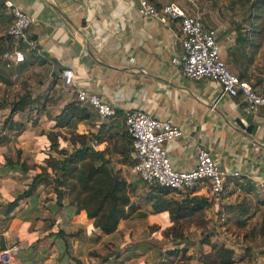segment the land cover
<instances>
[{
	"label": "crops",
	"instance_id": "1",
	"mask_svg": "<svg viewBox=\"0 0 264 264\" xmlns=\"http://www.w3.org/2000/svg\"><path fill=\"white\" fill-rule=\"evenodd\" d=\"M4 1L0 54L13 45L5 34L10 16ZM10 1L34 19L27 33L37 46L24 50V62L17 66L5 68L0 60L5 74L0 79V251L17 247L25 252V264H206L204 256L214 245L232 251V264H264V107L246 113L239 99L220 97L218 84L181 77L170 62L181 55L177 24L141 18L134 0ZM152 2H172L187 11L173 0ZM201 23L215 31L227 69L264 96V53L249 51L247 35ZM65 69L73 74L71 89L62 86L60 72ZM75 90L100 96L115 115L100 123L94 117L89 125L86 119H61L64 107L75 102ZM128 110L144 111L180 129L182 136L165 144L175 171L194 167L195 147L210 153L226 174L223 221L209 207L203 210V226L191 224L179 227L176 236L165 234L173 226L168 213L152 212L151 203L136 192L116 229L105 235L80 208L73 174L60 176L67 188H57L61 197L56 198L48 166L78 146L71 135L92 145L91 137H103L108 130L122 142V114ZM246 117L256 126L253 134L240 127ZM105 148L101 142L94 149ZM109 152L110 169L124 168V147ZM43 170L50 177L32 184ZM192 196L208 199L204 190ZM247 198L255 202L251 210L235 206ZM58 231L64 240L55 235Z\"/></svg>",
	"mask_w": 264,
	"mask_h": 264
},
{
	"label": "built area",
	"instance_id": "2",
	"mask_svg": "<svg viewBox=\"0 0 264 264\" xmlns=\"http://www.w3.org/2000/svg\"><path fill=\"white\" fill-rule=\"evenodd\" d=\"M134 1L141 18L154 19L163 26L172 22L177 24L181 55L173 57L170 62L179 68L181 77L187 80L207 79L218 84L220 97L239 99L246 113L253 114L264 107V96L227 69L219 56L215 31L204 27L199 17L189 15L172 2L156 6L152 0ZM4 6L10 16L5 34L12 39L13 45L1 52L0 60L5 68H11L24 62V50H35L37 45L27 33L34 19L10 0H5ZM60 79L64 88L71 89L73 74L70 70L61 71ZM74 100L79 106L88 108L99 123L115 115L114 109L96 94L75 90ZM122 118L124 131L131 142L130 175L147 187L171 192L204 190L208 193L213 214L223 221L220 202L226 174L210 153L200 146L195 147L194 167L184 172L175 171L167 157L165 144L179 139L182 136L180 129L169 121L158 120L140 110L125 111ZM231 176L237 178L239 175L233 173ZM18 252L17 247L0 251V264H17Z\"/></svg>",
	"mask_w": 264,
	"mask_h": 264
},
{
	"label": "trees",
	"instance_id": "3",
	"mask_svg": "<svg viewBox=\"0 0 264 264\" xmlns=\"http://www.w3.org/2000/svg\"><path fill=\"white\" fill-rule=\"evenodd\" d=\"M260 2V0H258ZM21 102H19L20 105ZM24 105V104H23ZM13 107H16L14 105ZM20 107V106H19ZM23 108V106H21ZM20 107V108H21ZM14 110V109H12ZM88 109H80L78 104L71 103L64 107L61 119L67 122H79L89 118L87 113ZM66 124V123H65ZM126 141V153L124 159H127L129 152L131 151V142L125 131L122 134V138ZM92 145L82 142L75 136L73 137L72 144L75 142L78 145L70 153H61L60 159L54 165L48 167L52 171V182L54 187V194L56 198L61 197V192L57 188H67L64 183L60 181V176L73 174L75 177L77 188L80 192L79 206L81 209L86 210L87 213L93 217L95 227L99 229L102 234H111L117 227L119 221L124 216L125 207L128 204L129 194L128 188L130 183L117 178L108 166V160L106 159V151H97L95 146L103 142L104 137L97 135L91 137ZM130 147V150L127 147ZM131 164V161L129 165ZM50 176L44 173V170L40 175L34 178V184L39 178ZM139 180V179H138ZM138 184H143L140 180L132 185V189ZM146 186V185H145ZM152 188L154 196L149 199L151 203V210L154 213L167 212L169 218L173 222V226L165 232L171 233L176 236V231L179 227L184 228L191 224L203 226L205 221L202 217L203 210L210 207L208 199L198 196L190 195L180 196L179 200L173 199L169 196L171 192L162 188L149 186ZM179 196V195H178ZM21 195L19 196V198ZM14 204L7 205V211L14 208ZM169 231V232H168ZM55 235L64 240L62 231H58ZM29 252H33L29 250ZM32 254V253H31ZM175 254V253H174ZM34 258V257H33ZM232 251L222 246H211V252L204 256V262L206 264H232ZM37 259V258H34ZM17 264H25V252L20 251L17 255Z\"/></svg>",
	"mask_w": 264,
	"mask_h": 264
},
{
	"label": "rangeland",
	"instance_id": "4",
	"mask_svg": "<svg viewBox=\"0 0 264 264\" xmlns=\"http://www.w3.org/2000/svg\"><path fill=\"white\" fill-rule=\"evenodd\" d=\"M175 2H178L180 4H183L187 7V13L189 15H195L199 17L200 21L206 22L211 27H216V25H219L221 29L231 31L238 35H247L250 37V41L248 43L249 51H259L264 53V0H173ZM246 58L247 56H243L241 59V62L243 64H246ZM3 78H2V76ZM4 73H0V79H4ZM76 104V102H74ZM80 109H85V106H79ZM88 109V108H87ZM89 114V118L86 119L89 125V122H92L94 119V114L90 110H87ZM114 133V132H113ZM97 135V134H96ZM100 136V133H98ZM73 134L71 135V140L73 139ZM76 137V136H75ZM104 140L103 142L106 143V159L108 160V166L110 167V158L113 159V155H110L109 152L110 149L116 148V146L120 145L123 146L126 152V141L125 137L123 141L117 142L115 140L116 136L112 133H109L107 130V134L103 135ZM122 137V136H120ZM79 140H83V142L86 143V138L83 136H77ZM72 142V141H71ZM88 144V142L86 143ZM110 157H109V155ZM126 165L124 168H120L118 170H112V172L115 174L117 178H121L124 181H127V183H130L131 186H129L128 191L129 194L134 195L136 192L139 194H142L145 196L146 202H148L149 199H152L154 196V193L152 188H148L145 185L138 186V184L135 186V189H132V185L139 181L136 177H133L129 173V163H130V157L127 156V159H125ZM153 190V191H152ZM193 192V190H190ZM190 191H184L180 193H171L169 196L173 195H179V196H186L190 195ZM202 197V196H199ZM240 198V197H238ZM249 200L247 201H241L237 203L235 206L238 208L239 205H246L251 210L252 204L255 202H251L250 198H247ZM150 202V201H149ZM203 214V212H202ZM203 217V215H202ZM241 219V218H240ZM250 221V220H249ZM262 221L264 223V217L262 218ZM238 222V221H237ZM250 223H252L250 221ZM206 234V233H203ZM208 234V231H207ZM204 236V235H203ZM259 243L262 242V238H256Z\"/></svg>",
	"mask_w": 264,
	"mask_h": 264
},
{
	"label": "water",
	"instance_id": "5",
	"mask_svg": "<svg viewBox=\"0 0 264 264\" xmlns=\"http://www.w3.org/2000/svg\"><path fill=\"white\" fill-rule=\"evenodd\" d=\"M241 129H243L246 133L253 134L252 131L256 129V126L251 125V120L249 117H246L242 124L240 125Z\"/></svg>",
	"mask_w": 264,
	"mask_h": 264
}]
</instances>
